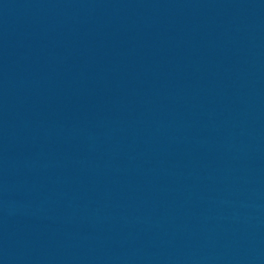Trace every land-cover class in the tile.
I'll list each match as a JSON object with an SVG mask.
<instances>
[{"label": "water", "instance_id": "95a60500", "mask_svg": "<svg viewBox=\"0 0 264 264\" xmlns=\"http://www.w3.org/2000/svg\"><path fill=\"white\" fill-rule=\"evenodd\" d=\"M0 264H264V0H0Z\"/></svg>", "mask_w": 264, "mask_h": 264}]
</instances>
